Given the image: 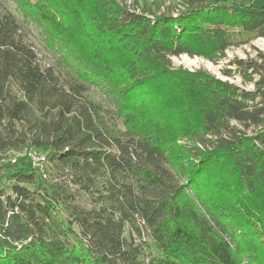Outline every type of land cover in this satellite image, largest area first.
<instances>
[{
	"label": "trees",
	"instance_id": "1",
	"mask_svg": "<svg viewBox=\"0 0 264 264\" xmlns=\"http://www.w3.org/2000/svg\"><path fill=\"white\" fill-rule=\"evenodd\" d=\"M13 1L22 20L0 3V264H264V52L221 69L242 85L171 61L264 37V3ZM23 22L57 46L52 62Z\"/></svg>",
	"mask_w": 264,
	"mask_h": 264
},
{
	"label": "rangeland",
	"instance_id": "2",
	"mask_svg": "<svg viewBox=\"0 0 264 264\" xmlns=\"http://www.w3.org/2000/svg\"><path fill=\"white\" fill-rule=\"evenodd\" d=\"M117 1H120L121 3H144V2H150L151 0H137L138 2H135L136 0H117ZM209 1L210 2L216 1L218 3H226L235 10L240 9L241 8L240 5L264 3V0H209ZM90 2L91 0H88V3ZM161 2L165 3V5H174L176 3H179L178 0H162ZM0 3H3L8 9L13 11L17 15V17H19L20 20H22L13 4L16 2H14L13 0H0ZM23 24L27 29L26 31H27L28 38L30 41L33 42L42 62L44 63L52 62L58 54L57 46L48 44L45 38L46 37L45 32L43 33L42 30L38 28L36 25L31 24V23H25V22H23ZM234 41H235V44H233L231 47H229L226 50V57L218 60L217 62H212L200 56L191 57V56H188L187 54H182L179 56H172L171 57L172 64L176 67L182 66L183 68L188 69V70L204 69L220 79L228 80L232 83L242 85L241 79L237 75L233 77L225 76L222 74L221 69L228 67L227 66L228 60L232 59L234 56L245 58L247 55H254L255 52L252 46L264 52V37H259V38L250 40L248 39L246 35H240L236 33L234 36ZM247 87L251 88V85H247ZM166 106L167 105L164 104V107ZM170 112L171 113L169 115L171 119L173 118V120L178 122L177 119L181 116L180 113L176 111L173 107L170 110ZM178 142L183 145H190L188 140L185 138L179 140ZM29 153L34 154V152H29ZM41 155L38 153H35L36 157H40ZM28 157L30 158L29 155Z\"/></svg>",
	"mask_w": 264,
	"mask_h": 264
},
{
	"label": "built area",
	"instance_id": "3",
	"mask_svg": "<svg viewBox=\"0 0 264 264\" xmlns=\"http://www.w3.org/2000/svg\"><path fill=\"white\" fill-rule=\"evenodd\" d=\"M28 155L30 156L31 160H32V164L37 166L40 171L43 173L44 172V165L46 162V157H36L33 154L28 153ZM43 176L45 177V173H43Z\"/></svg>",
	"mask_w": 264,
	"mask_h": 264
},
{
	"label": "bare ground",
	"instance_id": "4",
	"mask_svg": "<svg viewBox=\"0 0 264 264\" xmlns=\"http://www.w3.org/2000/svg\"><path fill=\"white\" fill-rule=\"evenodd\" d=\"M34 156H35V152H34V154H33ZM44 155H41L40 157H43Z\"/></svg>",
	"mask_w": 264,
	"mask_h": 264
}]
</instances>
